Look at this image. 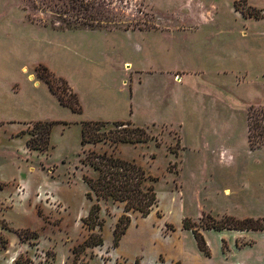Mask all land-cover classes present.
<instances>
[{
  "label": "rangeland",
  "instance_id": "374dc122",
  "mask_svg": "<svg viewBox=\"0 0 264 264\" xmlns=\"http://www.w3.org/2000/svg\"><path fill=\"white\" fill-rule=\"evenodd\" d=\"M262 109L264 0H0V264H264V230L233 228L264 222V138L249 119ZM38 121L53 122L46 151L27 145ZM86 121L150 140L84 144ZM93 151L142 166L149 215L87 196ZM92 234L102 243L86 246Z\"/></svg>",
  "mask_w": 264,
  "mask_h": 264
},
{
  "label": "trees",
  "instance_id": "16d2710c",
  "mask_svg": "<svg viewBox=\"0 0 264 264\" xmlns=\"http://www.w3.org/2000/svg\"><path fill=\"white\" fill-rule=\"evenodd\" d=\"M42 70L46 72L45 78L51 92L58 97L60 102L64 105L70 106L75 111H80L81 106L77 94L74 91L70 94L71 96L73 95L76 97L74 102L65 98V95H63L66 94L65 91H62L63 94L61 95L57 92V89L54 88L53 80L56 79V76L51 73L46 66H42ZM59 79L61 82L69 86L67 81L62 78ZM70 88L71 87H68V90H72ZM258 114H260L259 111L250 112V132H252V134H256V136L260 139L264 138V109L261 111L263 120L258 119V117L256 118V115ZM36 124L40 126L39 128L43 129V131H41V139H39L40 137L36 134V139H29L27 145L32 149L46 151L49 149L53 122L38 121ZM104 125L105 122L99 121L83 122L82 142L84 144H96L109 139L114 143H139L150 140L146 130L140 127L132 126L130 122H116L114 123L116 127L111 129L108 133L102 131ZM88 161L99 172V177L97 179L90 178L87 180V183L91 188V191L87 193L89 198H92L94 192L98 197H110L114 200L125 203L126 211L138 210L143 216H147L152 212L153 207L158 202V197L154 187L152 185H146V172L142 166L132 161L107 156L105 154H98L94 151L90 153ZM100 209L101 207L99 203L92 205L85 220L90 229H95V227L100 224L96 222V219L99 218ZM124 218L129 220V217L126 215ZM128 225V222H126L124 226L121 225V222L117 224L115 229V245H118L119 240ZM101 226L102 224H100V227ZM184 227L187 229H193V227H191L187 222H184ZM233 228L240 230H264V222L259 220L255 222L252 219L241 221L233 218ZM193 231L196 238L199 240L202 249L207 255H210L203 235L197 229H193ZM94 237L95 234L90 236V238L85 242L86 246L91 244L99 245L102 243L101 237H99L96 241H93ZM7 243V240L0 234V246L7 247ZM174 264L182 263L178 261Z\"/></svg>",
  "mask_w": 264,
  "mask_h": 264
},
{
  "label": "crops",
  "instance_id": "0c3cea01",
  "mask_svg": "<svg viewBox=\"0 0 264 264\" xmlns=\"http://www.w3.org/2000/svg\"><path fill=\"white\" fill-rule=\"evenodd\" d=\"M241 263V262H240ZM241 264H243V263H241Z\"/></svg>",
  "mask_w": 264,
  "mask_h": 264
}]
</instances>
